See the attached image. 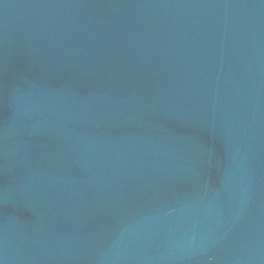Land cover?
Instances as JSON below:
<instances>
[{"label": "water", "instance_id": "1", "mask_svg": "<svg viewBox=\"0 0 264 264\" xmlns=\"http://www.w3.org/2000/svg\"><path fill=\"white\" fill-rule=\"evenodd\" d=\"M0 264H264V0H0Z\"/></svg>", "mask_w": 264, "mask_h": 264}]
</instances>
